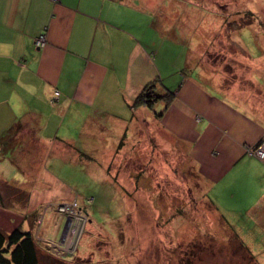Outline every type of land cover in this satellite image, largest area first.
Here are the masks:
<instances>
[{
    "label": "crops",
    "instance_id": "0c3cea01",
    "mask_svg": "<svg viewBox=\"0 0 264 264\" xmlns=\"http://www.w3.org/2000/svg\"><path fill=\"white\" fill-rule=\"evenodd\" d=\"M231 1L229 12L253 21L227 40L219 36L218 5L212 13L179 5L185 20L177 28L175 17L165 15L172 0H0V229L30 231L42 207L74 198L57 166L108 154L110 173L112 162L119 171L123 156L145 155L155 170L167 166L155 164L159 149L195 160L208 188L226 190L263 237L264 160L247 148L264 140V0ZM41 35L45 44L38 47ZM221 44L242 50L239 57L228 53L233 69L229 61L227 70L198 65L200 51L211 45L214 53ZM152 81L174 91V100L168 107H133ZM96 142L98 154L90 152ZM44 151L41 177L29 174L35 170L24 168L27 160L34 165ZM48 161L52 169L44 172ZM16 172L26 174L30 188L22 195ZM144 172L131 177L137 181ZM7 189L16 193L8 196Z\"/></svg>",
    "mask_w": 264,
    "mask_h": 264
},
{
    "label": "rangeland",
    "instance_id": "374dc122",
    "mask_svg": "<svg viewBox=\"0 0 264 264\" xmlns=\"http://www.w3.org/2000/svg\"><path fill=\"white\" fill-rule=\"evenodd\" d=\"M217 1L172 0L165 15L169 19L175 17L173 24L178 28V22L185 20L179 5L190 6L188 3H191L210 13L219 6V36L227 40L234 35V29L253 21L246 14L229 12L228 0ZM230 3L240 5L241 2L232 0ZM198 29L193 28V34ZM207 46L203 56L201 51L198 53L200 61L197 62L201 66L203 61L202 67L207 70H211L213 64L217 65V70L219 67L227 70L228 61L233 69V59L226 61L228 53L235 57L242 53L236 44H221L220 50L214 53L212 46ZM180 68L184 70L183 66ZM211 75L208 71V76ZM96 144L97 149L90 152L98 154V142ZM156 151L155 164L163 161L167 166H157L155 170L147 165L145 155L138 160L123 156V160L118 161V172V164L113 162L111 172L105 171L111 159L108 154H93L90 158L81 155L71 166H57L60 179L76 195L71 200L45 205L26 227L34 236L41 255L40 264H264V236L260 237L257 229H251L252 220L238 214L242 206L235 199H229L226 190L223 195L221 190L214 194L215 189L208 188L206 176L198 172L190 156ZM53 152L54 149L50 155ZM47 153L39 152L40 158L34 160V165L27 160L30 163L24 164V168L35 170L27 171L29 174L41 177L38 167ZM48 165L49 161L47 165L42 164L44 172L52 169V165ZM139 169L145 172L136 175V181L131 176ZM25 175L16 172V176L21 177L17 183L20 189H16L20 195L30 190L26 188ZM109 176L119 178L117 182L110 181ZM135 182L137 185L133 188ZM35 183L36 179L30 187ZM47 187L54 189L49 183ZM8 191V196L15 192ZM59 223L61 231L55 235L52 232Z\"/></svg>",
    "mask_w": 264,
    "mask_h": 264
},
{
    "label": "trees",
    "instance_id": "16d2710c",
    "mask_svg": "<svg viewBox=\"0 0 264 264\" xmlns=\"http://www.w3.org/2000/svg\"><path fill=\"white\" fill-rule=\"evenodd\" d=\"M174 98V91L168 90L157 81H152L144 86L132 105L153 109L161 102L168 107ZM160 116L161 114L157 115ZM40 259L41 255L30 231L17 227L6 233L0 229V264H40Z\"/></svg>",
    "mask_w": 264,
    "mask_h": 264
},
{
    "label": "built area",
    "instance_id": "2783aa9c",
    "mask_svg": "<svg viewBox=\"0 0 264 264\" xmlns=\"http://www.w3.org/2000/svg\"><path fill=\"white\" fill-rule=\"evenodd\" d=\"M51 1L56 2L57 0H51ZM34 43L38 47L43 46L45 44L44 35H41V36L37 37L35 39ZM55 95H58V94L55 93ZM247 153L249 155H251V156H254V157H257V158H259L261 160H264V140L259 145H257L254 148H247Z\"/></svg>",
    "mask_w": 264,
    "mask_h": 264
}]
</instances>
